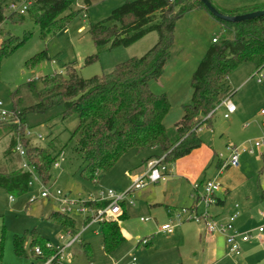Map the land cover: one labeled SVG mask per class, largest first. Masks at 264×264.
I'll list each match as a JSON object with an SVG mask.
<instances>
[{
	"label": "rangeland",
	"instance_id": "374dc122",
	"mask_svg": "<svg viewBox=\"0 0 264 264\" xmlns=\"http://www.w3.org/2000/svg\"><path fill=\"white\" fill-rule=\"evenodd\" d=\"M125 1L76 0L71 6V11L75 12V15L62 27L53 31L54 33L47 35L45 39L41 37L38 26L28 16L24 17L22 23H11L7 20L10 13L4 10L5 20L0 26L3 35L13 44H22L3 58L0 64V102L3 107L6 110L12 109L10 95L15 91L22 100V106L35 105L36 93L43 90L39 79L50 77L55 72H62V77L65 78L67 66H72L78 77L89 79L108 74L118 64L131 58L143 56L157 42L155 32L146 34L128 47L112 49L109 45L96 48L88 34L91 25L104 21L112 10ZM212 1L215 3L213 6L219 9H236L264 4V0ZM65 15L67 13L61 18ZM219 33L220 30L216 26L213 27L198 15L191 12L184 14L176 22L174 47L163 69V74L158 81L151 83L156 93H162L160 88H164L163 91L166 90L168 93L173 90L176 92L175 96H178L177 100L180 96L187 94L190 90L191 75L205 53L202 52L201 57L197 55L195 46L201 44L207 45L208 48L211 45V39L217 37ZM41 52H45L47 58L34 66H27V62ZM94 55H97V61L85 64V60ZM227 80L229 89L234 91L230 101L236 109L235 114L229 119H223L224 111L218 108L211 118L212 130L202 126L198 131L201 141L209 146L210 138L214 139V143L218 141L217 149H221L219 153L224 159L229 155L226 147L223 146L225 143L230 141L235 148L252 149L254 141L262 136L259 110L264 103V67L256 73L251 63L242 64L229 74ZM28 82L34 83L33 91L28 89ZM174 105L173 101L172 111L166 119L167 126L174 116L176 109ZM77 124L75 116L62 119L60 107H52L42 113L26 116V131L30 133L29 145L44 148L52 153L62 150V154L56 160L58 167L52 166L51 180L44 186L49 187L50 191H60L71 202L93 201L108 190L120 194L126 193L132 186L129 171L140 166L141 160L146 155L159 152L156 149L137 154L136 151L129 150L109 173L98 175L96 181H86L81 176L84 164L76 151V140L71 139ZM37 136L40 138L38 139ZM10 143V133L7 130H0V174L19 170L22 163L17 152L13 148L10 149ZM213 148L216 150V147L213 146ZM262 152L263 149H254L252 155L242 153L240 163H245L250 178L243 187L229 197L231 203L238 204V200L234 198L240 197L242 202L247 204L248 214L245 216V225L261 224L264 229V221L258 215L260 212L264 214V200L259 198V188L264 187V173L259 175L258 172L261 167ZM215 169V165L209 166L211 172ZM153 186L149 184L128 194L127 199L133 201L134 206H128L125 203L121 213L123 218L118 223L124 242L109 255L103 250L99 222H93L82 230L84 219L89 218L90 214L82 215L72 208L67 215L74 220L81 243L78 241L63 251L64 264H130L133 258L135 264H212L208 248L204 243V236L200 235L197 225L184 221L174 227L172 234L166 235L159 232L160 226L170 224L172 219L171 216L167 218L163 210L152 212L149 208L151 204L145 200L143 194L153 191ZM40 191V184L35 182L21 195L8 194L0 189V264H34L30 243L36 236L43 237L51 246L62 245L69 240L62 236L58 226L47 219L50 213L60 212V208L53 201L40 198ZM191 197L192 205H194L197 203L196 199L192 194ZM182 208L189 207L178 206L172 210L171 215ZM200 210L199 205L198 211ZM211 210L210 208L209 212ZM239 217L241 216L238 212L235 222ZM141 219L148 221L141 222ZM185 219L186 216L183 217V220ZM172 225L175 224L172 223ZM14 239L22 242V257L14 254ZM83 246L89 248L90 257L84 253ZM240 259L241 256L234 258L235 261L226 258L224 259L226 263L222 264H232L233 261L237 262Z\"/></svg>",
	"mask_w": 264,
	"mask_h": 264
},
{
	"label": "trees",
	"instance_id": "16d2710c",
	"mask_svg": "<svg viewBox=\"0 0 264 264\" xmlns=\"http://www.w3.org/2000/svg\"><path fill=\"white\" fill-rule=\"evenodd\" d=\"M22 1L24 0H0V24L5 20L3 11L7 4ZM27 1L30 4L24 15L10 14L7 20L22 23L24 17L28 16L38 26L43 39L75 15L71 6L76 0ZM199 9L208 13L198 0H126L112 10L104 21L91 25L88 34L96 48L105 45H109L110 49L128 47L151 32L157 34V42L143 56L118 64L108 74L82 79L72 66H67L65 78L62 77V72H55L50 77L39 79L43 90L36 93L35 105L22 106L21 98L16 91L13 92L10 95L12 109L19 112L18 119L0 121V130H7L11 135L10 149L18 140L25 151L27 164L33 168L40 182L47 185L51 180V168L62 150L52 153L29 145L30 140L25 137L26 116L42 113L52 107L62 108V119L75 116L78 121L71 139L76 140V151L84 164L81 176L86 181H96L98 175L109 173L129 150L141 153L158 149V154L148 157L144 162L162 157L161 164L168 167L199 148L202 141L198 130L202 126L209 127L220 101L234 94L228 86L229 74L245 63H251L256 73L264 67V15L227 23L216 20L208 13L219 23L220 33L214 43L211 41L191 75V96L189 102L182 105L180 120L171 131L166 130L163 119L170 109L168 97L165 93H153L150 83L159 80L170 58L176 22L187 12ZM215 9L225 16L234 17L264 10V6ZM65 13L67 15L61 18ZM0 38L1 64L2 59L22 43L13 44L1 29ZM46 58L45 52H41L31 58L27 66H34ZM97 58V55L91 56L85 60V64H91ZM27 87L33 91L34 83L28 82ZM260 162L259 175H262L264 151ZM28 180L29 174L21 169L0 174V189L8 194L21 195L28 189ZM260 197H263V192H260ZM217 203L215 198V204ZM85 206L98 210L105 208L106 203L89 200L85 202ZM122 206L124 205L121 208ZM122 218L123 214H120L99 222L103 250L107 255L124 242L118 228V221ZM47 219L58 226L62 233H78L74 220L66 214L52 212ZM88 222L89 219H86L83 225ZM48 243L40 236L32 238L30 248L36 262L43 263L55 256L54 248H46ZM37 248L40 255L34 252ZM13 249L17 257L23 256L20 240L14 239ZM83 249L90 257L89 248L83 246Z\"/></svg>",
	"mask_w": 264,
	"mask_h": 264
},
{
	"label": "crops",
	"instance_id": "0c3cea01",
	"mask_svg": "<svg viewBox=\"0 0 264 264\" xmlns=\"http://www.w3.org/2000/svg\"><path fill=\"white\" fill-rule=\"evenodd\" d=\"M210 2L212 5L213 4L215 5V3H212L213 2L212 0H210ZM262 5L264 6V4ZM216 6H220V5L216 4ZM191 13L198 15L199 18L205 20L206 22H209L210 25H213V27L216 26L220 30L219 23L215 19H213L206 11L199 9V10H193L191 11ZM195 47H196L195 48L196 53L200 57L202 56V52H206L207 50V45L202 46L201 44H197ZM199 56L197 57L198 59L200 58ZM170 57H171V53H170ZM151 83H150L151 91L157 94L156 93L157 91H155V89L151 87ZM163 89L164 88H160V90H162L161 92L167 95L171 103L170 109L163 119V126L166 130H170L180 120L182 116V105L187 104V102H189L191 96V90H189V92L184 96H180V98L177 100L176 97L178 96L177 95L175 96L176 94L175 91L173 92L172 90L171 93H168L166 92V90L163 91ZM173 101L175 102L174 106H176V109L174 116L169 121V126H167L166 119L169 113L172 111ZM235 112L233 114H235ZM233 114H231L230 116H232ZM260 125L262 130L263 128L262 121H260ZM207 128L212 130V122L210 123V126ZM208 142H210V146L202 142L199 148L193 150L187 156L177 159L174 163L170 164L167 167V172H168L167 180L164 182L154 183L153 191L143 194L145 200H147V202L151 204L149 208L152 210V212L163 210L166 214V217L169 218L171 216L172 210L175 209L176 207L193 206L192 205L193 199L191 197V194L193 196V191H192L193 184H200L207 180H213L219 183L220 190L218 191V194H216L215 197L218 203L211 207L212 210L210 214L217 221L224 222L228 218V216L232 214H237L239 212V216L241 217H239V219H237L236 222L234 223V228L241 233L251 232L253 237L248 242L241 244V259L239 261L237 260V262H234L235 261L234 258L227 255L224 239L216 234H212V235L206 234L204 229L201 226L197 225V227L200 229V235L203 234L204 236V243L206 244V248H208V255L211 259L210 261H212V264H222L223 262H225L224 259L228 258L231 261L234 260L233 261L234 264H264V229L261 234L262 239L261 241H258L255 238V236L257 235L256 230L257 228L262 227L261 224H258L256 226L245 225L244 224V220L246 218L245 216L246 214H248L247 204H244L241 200L242 198L240 197L234 198L238 200L239 205L237 203H231L229 197L232 193L237 192L241 187H243V185H245L250 178L249 176L250 173L248 172V170H246L247 168L245 166V163L244 162L240 163V157L242 154L239 156L238 167L237 168L229 167L226 165L227 158L224 159L222 155L219 153L221 149H217L218 141L214 143V139L210 138ZM213 146L216 147L217 151L213 148ZM223 146H225L227 152H229L228 148L233 145L229 141L228 143H225ZM254 149L255 148L252 147V154ZM155 150L156 149H152L150 151H155ZM244 154H248V153H244ZM252 154H248V155H252ZM219 155H221V157H219ZM150 156L152 155L149 156L146 155V157H144L141 160L140 166L134 168L132 171H129L128 175H130L131 181L137 178L139 175L144 174V172L146 171V165L148 163V161L146 162L144 161ZM213 165H215L216 169L211 172L209 170V166H213ZM259 190L260 192H263L262 198L260 197V192H259V198L260 200H264V187L259 188ZM124 206H122V208ZM258 215L259 218H261L264 221V214L260 212ZM119 222L120 221H118V223ZM62 234H63L62 236L65 237L64 233ZM34 264H39V263L35 261Z\"/></svg>",
	"mask_w": 264,
	"mask_h": 264
},
{
	"label": "built area",
	"instance_id": "2783aa9c",
	"mask_svg": "<svg viewBox=\"0 0 264 264\" xmlns=\"http://www.w3.org/2000/svg\"><path fill=\"white\" fill-rule=\"evenodd\" d=\"M172 2L173 0H169ZM30 2L24 0L22 2H11L7 4L4 10H7L10 14H18L24 15L27 11ZM1 26V24H0ZM217 37L212 39V43L215 42ZM1 43V41H0ZM218 108L224 109L223 119H228L231 114L235 112V107L231 103L230 98L226 97L220 101L218 106L215 109V112ZM19 115L18 111L13 109L6 110L2 103L0 102V121L1 122H9L11 120H17V116ZM259 116L261 117L263 128H262V136L254 141L253 148L255 149H264V103L262 108L259 110ZM209 116H207L208 118ZM200 130V129H199ZM198 130V131H199ZM25 137L30 139V133L28 131L25 132ZM39 139L40 136H37ZM13 150L17 152L18 156L22 160L20 169L23 172H27L29 174V180L27 186L30 187L33 185V182L40 184V198L47 199L48 201H53L59 208L60 213L69 214L72 208L76 209L79 214L89 213L90 217L85 218L89 219L88 224L82 226V230H85L91 223L100 222L106 217H115L121 214V205L127 203L129 206H133L134 202L127 199L128 194L133 191L140 190L146 187L149 184H154L157 182H164L168 178L167 166L161 164L162 157L160 159L150 160L146 165V171L140 177L132 180V186L129 191L126 193H116L112 190H108L105 193H102L97 200V202H105L106 207L103 209L93 210L85 206L84 203L80 202H71L67 199L66 196H63L62 193L58 190H51L49 187H45L37 175L35 174L32 167H30L26 162L25 151L21 145V143L17 140ZM229 155L226 159V165L232 168H237L239 165V156L242 153L252 154V149L248 148H235L229 147ZM62 154V153H61ZM60 154V155H61ZM221 157V155H219ZM53 167L57 168V162L53 164ZM220 190L219 183L213 180L204 181L202 184H193L192 191L193 197L196 199V202L192 207L182 208L171 215L172 221L170 224H165L160 226L159 232L164 233L166 235L172 234L174 227L180 225L184 221L191 222L195 225L201 226L206 234L212 235L216 234L221 236L224 239V244L226 248L227 255L232 258H238L241 256V244L248 242L253 236L251 232L241 233L234 228V222L236 219V214H232L228 216V218L224 222L217 221L209 212L210 208L215 205V194ZM12 200L11 198H9ZM200 205L201 210L198 211V206ZM186 216V219L183 220V217ZM141 222L148 221L147 219L140 220ZM174 223L175 225H172ZM263 232V228L259 227L256 230L255 238L258 241H261V234ZM79 233V232H78ZM71 235L69 232L64 233L66 239H69L65 244L51 246L49 243L46 244V248H54L55 256L46 260L43 263L39 264H64L62 254L63 251L69 248L72 244L79 241V234ZM34 252L37 255H40L39 249H35ZM134 258L131 260L130 264H135ZM117 264V263H111Z\"/></svg>",
	"mask_w": 264,
	"mask_h": 264
},
{
	"label": "water",
	"instance_id": "95a60500",
	"mask_svg": "<svg viewBox=\"0 0 264 264\" xmlns=\"http://www.w3.org/2000/svg\"><path fill=\"white\" fill-rule=\"evenodd\" d=\"M198 1L205 7L208 13L211 16H213L216 20L227 22V23H237V22L253 19L255 17L264 15V10H259V11H255V12L244 14V15L229 17V16H225L219 13L215 9V7L210 3L209 0H198Z\"/></svg>",
	"mask_w": 264,
	"mask_h": 264
}]
</instances>
